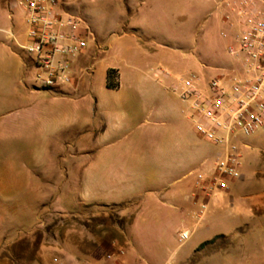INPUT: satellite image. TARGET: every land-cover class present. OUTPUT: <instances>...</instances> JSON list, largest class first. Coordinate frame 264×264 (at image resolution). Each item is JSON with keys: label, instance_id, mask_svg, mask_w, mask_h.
Instances as JSON below:
<instances>
[{"label": "rangeland", "instance_id": "obj_1", "mask_svg": "<svg viewBox=\"0 0 264 264\" xmlns=\"http://www.w3.org/2000/svg\"><path fill=\"white\" fill-rule=\"evenodd\" d=\"M12 1L0 0V10L13 13L26 35L25 11ZM227 1L63 0V8L81 21L84 34L91 31L105 49L115 45L113 34L125 30L129 19L141 17L138 27L145 41L143 58L137 61L141 75L168 77L162 91L176 111V125L193 127L198 133L192 99L184 101L173 87L196 75L200 91L209 94L211 80L225 74L221 68L235 62L241 65V58L230 52L233 36L241 30L240 15ZM22 55L32 60L25 50ZM97 60L87 65L80 92L90 90L91 75L94 88L104 78ZM31 70L34 83L41 86L37 75L43 72L35 65ZM237 72L243 75V70ZM75 84L48 90L61 93ZM144 90L159 91L155 84H145ZM162 102L151 100L143 127L163 133L173 126V119L155 112ZM69 133L62 140L50 141L48 147L0 145V264H264V131L250 136L238 133L233 140L241 152V177L228 179V189H218L208 198L203 217L194 216L179 225L160 243L130 241L124 236L113 244L100 245L91 243L102 233L97 225L115 222L79 204V171L88 162V154L84 153L83 134ZM197 136L207 143L203 160L215 168L222 148ZM184 231L191 235L181 242ZM99 246L100 259L86 253Z\"/></svg>", "mask_w": 264, "mask_h": 264}, {"label": "crops", "instance_id": "obj_2", "mask_svg": "<svg viewBox=\"0 0 264 264\" xmlns=\"http://www.w3.org/2000/svg\"><path fill=\"white\" fill-rule=\"evenodd\" d=\"M140 19H129L125 30L113 34L115 45L108 49L89 31L88 48L73 62L76 84L52 93L34 83L33 60L22 55L28 34L22 33L13 13L0 10V145L42 148L72 130L83 134L88 162L79 171V204L115 222L97 225L102 233L91 241L96 245L113 244L124 236L160 243L179 225L200 217V207L208 203L203 188L215 169L203 160L207 143L194 128L176 125V111L162 91L168 77L141 75L137 61L143 58L145 41ZM94 60L105 76L94 88L91 75L90 90L80 92L87 65ZM221 69L233 75L242 68L235 62ZM108 81L115 87L109 88ZM145 84H155L159 91L146 92ZM151 100L163 101L157 115L173 119L163 133L143 127ZM99 248L86 253L100 259Z\"/></svg>", "mask_w": 264, "mask_h": 264}, {"label": "built area", "instance_id": "obj_3", "mask_svg": "<svg viewBox=\"0 0 264 264\" xmlns=\"http://www.w3.org/2000/svg\"><path fill=\"white\" fill-rule=\"evenodd\" d=\"M12 2L25 11L29 44L21 48L43 72L37 75L41 86L51 89L72 84L73 62L88 48L92 35L82 32L81 21L66 12L63 0ZM227 6L240 15L241 30L233 36L230 52L241 58L243 75L213 78L209 94L200 91L196 75L173 87L184 101L192 99L197 132L222 148L203 188L208 198L218 189H228V179L241 177V152L233 142L238 133L250 136L264 131V0H229ZM206 210L205 203L200 217ZM190 235L189 231L180 233V241Z\"/></svg>", "mask_w": 264, "mask_h": 264}, {"label": "trees", "instance_id": "obj_4", "mask_svg": "<svg viewBox=\"0 0 264 264\" xmlns=\"http://www.w3.org/2000/svg\"><path fill=\"white\" fill-rule=\"evenodd\" d=\"M114 73H115L114 71H112V73L110 72V74H114ZM107 86H108L109 88H114V87H115L110 81H108ZM60 92H62V91H60Z\"/></svg>", "mask_w": 264, "mask_h": 264}]
</instances>
